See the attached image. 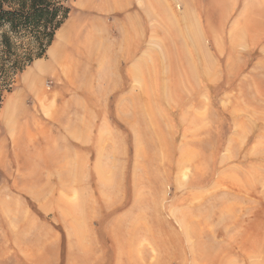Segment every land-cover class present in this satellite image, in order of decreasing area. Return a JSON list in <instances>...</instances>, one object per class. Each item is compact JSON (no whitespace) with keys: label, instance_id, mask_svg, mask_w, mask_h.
<instances>
[{"label":"rangeland","instance_id":"obj_1","mask_svg":"<svg viewBox=\"0 0 264 264\" xmlns=\"http://www.w3.org/2000/svg\"><path fill=\"white\" fill-rule=\"evenodd\" d=\"M68 7L0 109L1 199L75 216L39 264H264V0Z\"/></svg>","mask_w":264,"mask_h":264},{"label":"trees","instance_id":"obj_2","mask_svg":"<svg viewBox=\"0 0 264 264\" xmlns=\"http://www.w3.org/2000/svg\"><path fill=\"white\" fill-rule=\"evenodd\" d=\"M70 0H0V109L14 78L46 57Z\"/></svg>","mask_w":264,"mask_h":264},{"label":"crops","instance_id":"obj_3","mask_svg":"<svg viewBox=\"0 0 264 264\" xmlns=\"http://www.w3.org/2000/svg\"><path fill=\"white\" fill-rule=\"evenodd\" d=\"M51 186V192L42 195L36 206L27 200H21L24 204L20 206L7 205L9 200L0 196V264H39V259L54 254L61 260L59 227L69 226L75 216L58 204ZM61 212L67 213L62 219Z\"/></svg>","mask_w":264,"mask_h":264},{"label":"bare ground","instance_id":"obj_4","mask_svg":"<svg viewBox=\"0 0 264 264\" xmlns=\"http://www.w3.org/2000/svg\"><path fill=\"white\" fill-rule=\"evenodd\" d=\"M174 15V14H173ZM174 18H176L177 19V17H175L174 16ZM177 20H179V18L177 19ZM178 22H180V21H178ZM181 23V22H180ZM40 68H41V66L39 65V66H37V68L35 69V72H33L30 76H29V78L31 79V80H35L37 77H38V75L37 74H39L38 72L40 71ZM208 74V73H207ZM33 75V76H32ZM40 75V74H39ZM204 76V75H203ZM212 76L211 75H209L208 74V79L209 78H211ZM18 106V104L16 103V101L15 100H12V102H11V104H9V107H7V109H6V112L3 114V117H2V121L1 122H4V123H6V127L7 128H11V125H13L12 124V122H13V118H14V113H16L15 111H18L15 107H17ZM197 106L199 107V106H203V102H201V101H199L198 100V104H197ZM14 128V127H13ZM162 198V195H161V197H159V199H156V197L155 198H152V201L151 202H153V204L155 205V208L157 209V206H159V202H160V199ZM200 233H202L201 231H196V235H198V238H201L200 237Z\"/></svg>","mask_w":264,"mask_h":264}]
</instances>
